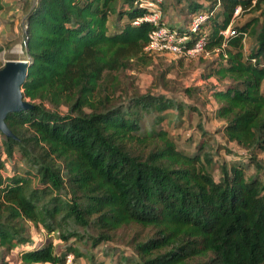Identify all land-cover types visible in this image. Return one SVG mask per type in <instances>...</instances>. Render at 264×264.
<instances>
[{"label": "trees", "instance_id": "1", "mask_svg": "<svg viewBox=\"0 0 264 264\" xmlns=\"http://www.w3.org/2000/svg\"><path fill=\"white\" fill-rule=\"evenodd\" d=\"M139 1L23 0L31 107L7 116L12 137L0 132L1 264L74 263V242L92 250L134 229L147 234L130 236L134 254L119 264H264V0H172L207 16L196 33L160 21L188 34V48L205 38L203 79L216 83L199 94L216 105L214 134L247 150L219 180L208 141L182 150L164 126L191 106L111 77L152 64L156 26L135 24L147 14Z\"/></svg>", "mask_w": 264, "mask_h": 264}, {"label": "rangeland", "instance_id": "2", "mask_svg": "<svg viewBox=\"0 0 264 264\" xmlns=\"http://www.w3.org/2000/svg\"><path fill=\"white\" fill-rule=\"evenodd\" d=\"M16 2H18L17 5L20 6L21 12V14H18V18L15 21H11L8 15L6 19L3 18L5 20L0 19V28L4 29L6 23L8 24L9 32V34L0 35V48H2L0 68L6 62L12 60L29 61L23 40L26 29V8L23 0H17ZM251 16L252 14H245L241 18L236 19L235 25L242 24ZM192 18L185 3L175 5L172 0H164L163 20L168 26L186 29ZM249 45L250 41H246L247 49ZM151 57V65H136L130 70L113 74L111 77L119 78L122 89H137L142 93H163L191 106L190 108L187 106L184 110V116L179 122L174 121L171 124L172 118H170V121L166 122L164 126L172 133L179 148L182 150L192 153L201 142L205 140L209 142L216 160L213 167V174L216 180H219L221 176L220 167L223 163L237 164L242 161L247 162V150L234 144H227L220 134H214L216 128L220 125V121L216 120L213 115L216 105L209 97L199 94V89H203L206 84L212 85L216 83L214 79H203L210 57H204L202 54L193 57H178L172 54H160ZM165 71L169 72L166 76L168 87L164 90L160 87L159 76ZM185 89L192 90L191 97L185 93ZM61 111L65 112L66 110L63 108ZM202 130L206 131L210 137L209 135L205 136ZM18 158L17 155L15 162L20 164ZM260 158L264 159V155H260ZM261 165L262 170L259 171V175L264 177V161ZM257 172L255 165L251 164L247 170V176H253ZM134 230V233L141 232L139 229ZM134 233L130 232V236ZM140 234L144 236L147 232L142 231ZM130 236L119 235L115 242L101 244L92 250L90 246L89 248L85 244L74 242L75 246L84 254V256L74 259V264H119L120 254L126 256L134 254L133 249L125 244L131 238ZM58 247L61 248L62 246L58 245ZM3 255V252L0 251V264L2 263Z\"/></svg>", "mask_w": 264, "mask_h": 264}, {"label": "built area", "instance_id": "3", "mask_svg": "<svg viewBox=\"0 0 264 264\" xmlns=\"http://www.w3.org/2000/svg\"><path fill=\"white\" fill-rule=\"evenodd\" d=\"M163 0H140V7L147 11V14L135 22L139 24L143 21L153 24L156 29L149 34V44L145 48V52L149 56L160 55V54H172L178 57L181 56H199L203 53L205 47V38H201L198 42L191 48H188L190 42V36L188 34H179L167 25H160L162 19V10L160 4ZM240 8H237L235 14L237 15ZM207 21V16L201 12L197 13L191 19L189 25L187 26L190 32H199L202 25ZM166 24V23H165ZM235 34V31L229 27L227 30L222 32L224 37H229ZM219 52V50H217ZM66 264H74L73 256L69 255L67 257Z\"/></svg>", "mask_w": 264, "mask_h": 264}, {"label": "water", "instance_id": "4", "mask_svg": "<svg viewBox=\"0 0 264 264\" xmlns=\"http://www.w3.org/2000/svg\"><path fill=\"white\" fill-rule=\"evenodd\" d=\"M29 65L27 60H12L0 69V132L7 137L13 136L6 124L7 116L31 107L22 89Z\"/></svg>", "mask_w": 264, "mask_h": 264}, {"label": "crops", "instance_id": "5", "mask_svg": "<svg viewBox=\"0 0 264 264\" xmlns=\"http://www.w3.org/2000/svg\"><path fill=\"white\" fill-rule=\"evenodd\" d=\"M16 1L17 0H2L3 8H2V10H0V19L1 20H5L6 16H8V15H9L8 18L11 21H15V19L18 18L17 16H18L19 13L21 14V12H20V6L17 5L18 2H16ZM3 18H5V19H3ZM5 28L4 29L0 28V35L9 34V32H8V24H6V23H5Z\"/></svg>", "mask_w": 264, "mask_h": 264}]
</instances>
